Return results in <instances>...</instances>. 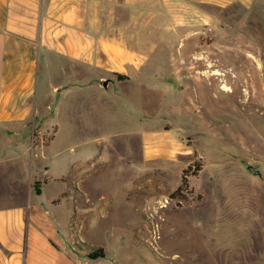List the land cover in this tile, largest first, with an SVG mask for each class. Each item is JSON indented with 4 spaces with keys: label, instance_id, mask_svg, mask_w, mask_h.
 I'll return each mask as SVG.
<instances>
[{
    "label": "rangeland",
    "instance_id": "obj_1",
    "mask_svg": "<svg viewBox=\"0 0 264 264\" xmlns=\"http://www.w3.org/2000/svg\"><path fill=\"white\" fill-rule=\"evenodd\" d=\"M258 2L236 15L206 9L210 20L169 29L135 82L117 78L116 86L94 82L53 93L41 68L44 118L14 138L0 136V162L15 158L7 176L0 163V209L23 219L26 233L48 227L58 255L70 253L76 264H264V0ZM217 71L224 75L209 77ZM250 74L256 85L246 98ZM69 78L49 76L57 85ZM145 101L152 110L161 106L150 121ZM147 125L171 129V143L188 152L146 160ZM146 140L153 150L162 138ZM35 164L50 167L42 191L48 179ZM183 176L189 186L177 199ZM24 205L38 208L39 217H24ZM12 223L9 217L4 224L9 235ZM43 251L37 264H56Z\"/></svg>",
    "mask_w": 264,
    "mask_h": 264
},
{
    "label": "crops",
    "instance_id": "obj_2",
    "mask_svg": "<svg viewBox=\"0 0 264 264\" xmlns=\"http://www.w3.org/2000/svg\"><path fill=\"white\" fill-rule=\"evenodd\" d=\"M258 3V0H0V136L14 138L26 132L32 120L44 118L47 106L38 88L41 68L49 74L47 80L53 93L58 89L61 92L87 88L94 82L100 88L105 82L116 86L121 83L118 75L135 82L141 77L153 43L162 44L169 29L178 30L192 20H210L213 15L206 9H222L236 15L246 13ZM52 72L69 76L71 81L57 85L49 79ZM89 79L92 82L82 83ZM146 104L147 101L141 106L149 121L160 115L161 106L152 110ZM147 128L148 125L141 132L146 160L173 158L188 152L184 145L171 143L168 138L171 129ZM55 132L58 133L57 129ZM56 136L53 134L50 140L55 141ZM149 136L162 138L153 150L149 147L154 142L146 140ZM14 159L0 162L6 165L1 173L7 176ZM34 168L48 179L39 187L42 191L52 179L50 167L44 165L41 171L35 164ZM37 209L24 205L21 213L37 218ZM9 217L13 219L10 235L4 226ZM16 217L15 213L10 215L8 210L0 209V264H37L40 251L49 252L50 248L49 256L56 264H76L70 253L58 255L51 244L53 237L46 233L48 227L26 233L25 222ZM25 246L29 250L25 251Z\"/></svg>",
    "mask_w": 264,
    "mask_h": 264
},
{
    "label": "bare ground",
    "instance_id": "obj_3",
    "mask_svg": "<svg viewBox=\"0 0 264 264\" xmlns=\"http://www.w3.org/2000/svg\"><path fill=\"white\" fill-rule=\"evenodd\" d=\"M241 67H243V66H241ZM248 69V68H247ZM247 69H245L246 71H247ZM248 74V73H247ZM224 74L223 73H221V72H219V71H217V72H213V73H210L209 74V77L210 78H212V77H214V78H220L221 76H223ZM238 75V74H237ZM242 75H244V74H242ZM253 75V74H252ZM251 74L250 75H248V79H244V88H243V95L247 98L248 97V95L250 94V92H251V89L256 85V82H255V77L254 76H252ZM236 79H237V77H236ZM221 89L223 90V91H226V92H228V93H230V92H233V87H230V86H228V84H224V85H222L221 86Z\"/></svg>",
    "mask_w": 264,
    "mask_h": 264
},
{
    "label": "trees",
    "instance_id": "obj_4",
    "mask_svg": "<svg viewBox=\"0 0 264 264\" xmlns=\"http://www.w3.org/2000/svg\"><path fill=\"white\" fill-rule=\"evenodd\" d=\"M118 78H120V79H124V78H126L125 76H122V75H118ZM192 167H195V165L193 166H189L188 168H187V170L185 171V173L187 174L190 170H193L192 169ZM201 170V168L200 167H197L196 169H195V171L193 172L194 173V175H196L197 174V172H199ZM188 178L189 177H187V176H183V178H182V184L180 185V187H178L177 189H176V191L173 193V196L174 197H176L177 199H181V197H184V195H180V192H182L183 190H184V188H187L189 185V181H188ZM39 192V191H38ZM60 199H57L56 201L58 202Z\"/></svg>",
    "mask_w": 264,
    "mask_h": 264
},
{
    "label": "water",
    "instance_id": "obj_5",
    "mask_svg": "<svg viewBox=\"0 0 264 264\" xmlns=\"http://www.w3.org/2000/svg\"><path fill=\"white\" fill-rule=\"evenodd\" d=\"M107 83H104V85H106ZM61 89H58V91H60Z\"/></svg>",
    "mask_w": 264,
    "mask_h": 264
}]
</instances>
